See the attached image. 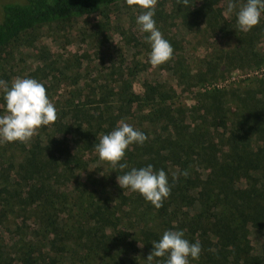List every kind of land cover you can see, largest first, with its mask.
<instances>
[{"label": "trees", "instance_id": "obj_1", "mask_svg": "<svg viewBox=\"0 0 264 264\" xmlns=\"http://www.w3.org/2000/svg\"><path fill=\"white\" fill-rule=\"evenodd\" d=\"M120 2L128 4L0 0V79L9 81L10 50L28 33L92 14L107 20ZM227 3L158 5L156 27L173 49L159 66L141 35L126 45L145 51L144 63L110 53L91 80L79 76L85 52L68 72L48 54L28 70L46 94L65 91L50 99L53 123L28 142L0 143V264H146L151 242L168 229L199 241V259L189 264H264V14L240 32ZM173 21L181 33L167 32ZM184 36L203 48L201 58L187 56ZM234 69L243 76L231 81ZM0 106L4 112L2 98ZM120 121L147 137L126 149L123 169L95 151ZM147 164L169 178L159 209L116 181Z\"/></svg>", "mask_w": 264, "mask_h": 264}, {"label": "clouds", "instance_id": "obj_2", "mask_svg": "<svg viewBox=\"0 0 264 264\" xmlns=\"http://www.w3.org/2000/svg\"><path fill=\"white\" fill-rule=\"evenodd\" d=\"M138 10L135 23L139 31L146 33L150 46L149 63L159 66L172 57L173 49L156 27L154 9L156 0H127ZM187 3V0H182ZM235 12L236 29L248 32L260 22L264 14V0H244L237 6L228 0L227 12ZM0 98L4 104V114H0V143L28 142L36 130L48 126L56 120V108L49 100L45 87L34 78L16 77L11 82L0 79ZM146 135L131 124L120 121L107 134H102L95 144L99 158L113 167H127L121 163L125 151L132 144L143 145ZM179 175L187 177V170ZM176 174L173 173V180ZM120 189L138 193L146 202L159 209L170 194L169 178L163 169H153L152 164L131 167L116 177ZM152 249L147 255L146 264H189V259L198 260L201 253L199 241L190 243L184 238L183 230H164L158 240L151 242Z\"/></svg>", "mask_w": 264, "mask_h": 264}, {"label": "rangeland", "instance_id": "obj_3", "mask_svg": "<svg viewBox=\"0 0 264 264\" xmlns=\"http://www.w3.org/2000/svg\"><path fill=\"white\" fill-rule=\"evenodd\" d=\"M166 3H169V0H156L154 12H159L158 5L162 8ZM137 14L138 10H135L134 6L129 7L127 3L120 2L117 7L109 9L107 20L97 14H92L71 19L59 26H43L28 33L24 41L10 50L11 59L6 63L7 71L10 70L8 73L9 82L16 77H26L30 69L37 66L38 60L44 58L43 54L51 55L50 59L56 60L59 63L57 66L65 68V71L68 72L76 68L77 58L86 53L79 69V76L90 80L94 76L91 75V71L100 61H105L106 56L110 53L122 54L121 56L127 61L135 58L144 63V60L147 59L145 51L133 48L130 44V46L126 45L129 36L138 38L141 35L143 37L147 35L140 32L139 26L135 23ZM102 22H106V25L104 28H99L98 25ZM173 31L181 33V27L177 21H173L171 26L167 27V32H171V35ZM94 35L96 36L94 37ZM105 37H107V41L96 48L99 45L96 40L102 42ZM184 38L182 45L187 48V56L191 59L201 58L204 53L203 48H200L194 40L185 36ZM242 76L239 69H234L230 80H237ZM64 91L65 88L61 86L55 91L47 92V96L49 100L56 99ZM2 110L0 106V114H4ZM93 164L96 167L98 163Z\"/></svg>", "mask_w": 264, "mask_h": 264}]
</instances>
